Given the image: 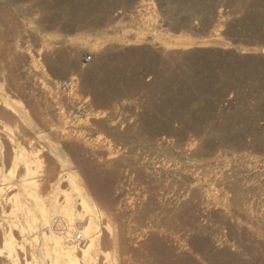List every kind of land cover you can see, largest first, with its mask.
I'll list each match as a JSON object with an SVG mask.
<instances>
[{
  "label": "rangeland",
  "instance_id": "1",
  "mask_svg": "<svg viewBox=\"0 0 264 264\" xmlns=\"http://www.w3.org/2000/svg\"><path fill=\"white\" fill-rule=\"evenodd\" d=\"M244 27L264 38V0H0V111L9 98L32 123L4 121L40 148L48 186L61 161L78 175L119 264H264V59L222 117L203 102L189 108L194 125L158 127L171 110L159 103L165 60L207 47L264 55V42L228 37ZM11 159L10 148L0 167ZM1 240L0 229L6 264Z\"/></svg>",
  "mask_w": 264,
  "mask_h": 264
},
{
  "label": "bare ground",
  "instance_id": "2",
  "mask_svg": "<svg viewBox=\"0 0 264 264\" xmlns=\"http://www.w3.org/2000/svg\"><path fill=\"white\" fill-rule=\"evenodd\" d=\"M2 103L5 107L0 111V130L4 133L3 137L0 135L2 159H7V150H12L9 167L5 168L6 164L0 167V204L9 205L8 211L6 207L0 208L1 252L6 264H119L116 254L102 248L104 213L90 199L78 175L61 161L57 180L48 186L46 183L52 177L42 173L40 148L25 147L18 137V126L11 128L4 121L16 115L31 126L28 113L9 98L3 97ZM45 130H37L34 136L41 144L49 140ZM63 181L69 183V189H61ZM49 187L48 195H42ZM61 191L63 200L59 199ZM60 220L61 229L57 226ZM105 227L112 232L110 224ZM78 232L84 236L82 242L76 239Z\"/></svg>",
  "mask_w": 264,
  "mask_h": 264
},
{
  "label": "trees",
  "instance_id": "3",
  "mask_svg": "<svg viewBox=\"0 0 264 264\" xmlns=\"http://www.w3.org/2000/svg\"><path fill=\"white\" fill-rule=\"evenodd\" d=\"M251 28L244 27L241 32H228L233 41L241 40L244 43L258 44L264 38L257 36ZM264 59V55L243 53L233 48H195L184 51L177 58L165 60L169 75L166 82V91L170 93L161 104L170 106L171 110L167 120L159 128L173 127L179 123L181 127L191 126L186 116L197 123L199 111H191L193 104L205 103L213 106V117L220 118L230 104L229 94L236 85L242 86L248 77L249 71L258 64L256 60ZM229 74V77H226ZM234 80L232 84L231 80ZM222 83L220 89L216 85ZM223 88L227 93L220 91ZM228 101V105L227 104ZM173 108H177L174 110ZM184 108H188L184 111ZM182 126V127H184ZM211 126V124H207Z\"/></svg>",
  "mask_w": 264,
  "mask_h": 264
},
{
  "label": "built area",
  "instance_id": "4",
  "mask_svg": "<svg viewBox=\"0 0 264 264\" xmlns=\"http://www.w3.org/2000/svg\"><path fill=\"white\" fill-rule=\"evenodd\" d=\"M89 60H91V56H89V57L87 58V61H89ZM76 239H77V240L82 239V235H81V233H78V234H77Z\"/></svg>",
  "mask_w": 264,
  "mask_h": 264
},
{
  "label": "water",
  "instance_id": "5",
  "mask_svg": "<svg viewBox=\"0 0 264 264\" xmlns=\"http://www.w3.org/2000/svg\"><path fill=\"white\" fill-rule=\"evenodd\" d=\"M237 44H239V43L238 42H235V45H237ZM244 47H253V45L252 44H244ZM244 52H246V51H244Z\"/></svg>",
  "mask_w": 264,
  "mask_h": 264
}]
</instances>
